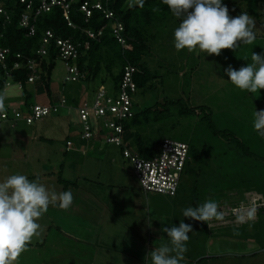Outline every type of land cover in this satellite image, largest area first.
I'll return each mask as SVG.
<instances>
[{
    "label": "rangeland",
    "instance_id": "374dc122",
    "mask_svg": "<svg viewBox=\"0 0 264 264\" xmlns=\"http://www.w3.org/2000/svg\"><path fill=\"white\" fill-rule=\"evenodd\" d=\"M226 5L229 15L236 16L238 7L233 8L228 3ZM251 19L255 33L253 42L239 44L236 49H222L219 55L205 54L198 49L177 51L173 46V25L166 24L164 31L158 28L160 34L150 42V53L147 56L151 72L158 75L155 78L157 88L146 93L138 90L134 95L133 107L138 113L155 101L163 102L164 97L168 101L166 110L163 109L164 105L157 104L158 110L149 112L151 120L144 127L150 141L169 138L193 142L198 149L201 141L202 144L207 143L206 156L210 165L207 170L211 173V180L221 178L226 181L230 175L239 178L248 169L233 162V154H221L232 145H225L224 139L215 136L207 128L206 119L202 118L204 111L210 114V119L218 129L226 127L236 140L246 143L250 151L264 157V137L259 136L251 126L254 108L264 109V89H260V93L241 91L227 81L229 78L224 72V68L229 65L234 69L246 66L249 61L244 58H250L252 51H264V25L258 24L263 19ZM114 72L118 73L119 67ZM114 72L108 73L103 69L101 76L104 77V84L96 87L104 86L111 97L116 95L118 87ZM66 76L65 62L58 56L53 59L49 78L50 93L54 92L57 97L64 96L68 103L61 108L60 113H51L33 124L26 123L23 118L17 121L12 120V117L0 118V140L4 145L2 155H11L13 150L28 152V157L18 159L16 164L18 167L21 165L24 171L30 169V173H35L31 169L33 165L36 166L32 170H36L37 175L30 180L39 178L46 187L56 192L67 189L73 195L71 206L62 209L59 218L50 220L44 215L38 219L41 226L38 235L27 243L14 264H145L148 252L168 242L167 234L161 231L162 226H178L181 220L189 223V218L182 215V209L189 207V204L181 195L172 198L165 194L145 192L132 163L115 145L92 140V144L98 143L104 149L101 154L79 151L87 147L89 142L79 137L82 123L75 107L85 99L91 103L94 92L87 88L94 87V84L86 86L83 82L80 85L81 93L78 94L76 88L79 84L66 80ZM21 91L18 83H13L0 92V97L4 93L19 95ZM45 93L31 89L30 97L21 94L19 99L14 97L17 100L9 103L11 105L8 109L5 108L8 105L0 104V113L2 106L10 113L13 108L23 110L22 105L26 100L32 104L50 102L46 99V95L50 94ZM77 94L79 100L75 103L73 98ZM9 100L6 98V101ZM182 105L190 109L188 114L180 111ZM143 114H140L141 119ZM156 116L160 117L155 121L153 119ZM99 126L103 127V119L99 120ZM135 128L132 124L130 131L134 132ZM103 131L104 134L106 130ZM68 136L77 149L73 147L65 150ZM151 146L153 142L146 145V153L140 156L152 158L160 152V143L155 148ZM2 155L1 180L2 175L6 178V175L16 172L12 168L14 161L3 160L6 158ZM262 167L263 164L259 168ZM257 180L258 188L264 192V177L257 176ZM227 191V197L216 201L223 218L208 221L211 237L203 241L205 236L198 240L193 232L188 233L187 251L182 264H264L263 212L260 215L261 221L251 223L243 233L244 228L235 233L232 231V235L230 231L232 226L238 227L257 219L263 194L253 188L250 190L252 193L247 189L239 192L240 187L227 188ZM234 208H239L241 215L233 214ZM225 227L231 229L221 230ZM218 230L221 232L217 236ZM200 257L202 259L199 260Z\"/></svg>",
    "mask_w": 264,
    "mask_h": 264
},
{
    "label": "trees",
    "instance_id": "16d2710c",
    "mask_svg": "<svg viewBox=\"0 0 264 264\" xmlns=\"http://www.w3.org/2000/svg\"><path fill=\"white\" fill-rule=\"evenodd\" d=\"M82 1L83 0H74L72 3L71 19L76 24L75 27L67 24L64 18L63 8L54 6L50 11L37 17L34 22L35 33L32 35L28 34V29L19 25L20 12L23 5L20 4L18 0L2 1V5H4L9 12V18L6 19L5 15L0 13V45L10 48V52L6 59L7 68L4 69L0 64V92L7 83L18 82L23 83V88L27 91L26 85L33 83H27L29 72L25 61L28 58H32L37 61L40 69L38 80L43 84L46 93L50 94L49 75L52 70L53 59L58 57L59 50L56 40L52 38L50 43L46 46V54L42 55L37 53V50L42 45V39L46 29L53 30L58 38L69 37L76 42H81L77 65L81 72L84 73L85 77L79 82L76 81V83L79 84L76 88L77 90L78 88L81 90L83 82L86 86L94 84V87H92L94 90H92L91 87H88L87 90L91 89L90 92H94L95 94L97 85L104 84V77L101 76V71L105 69L108 73H112L118 67L119 72L116 74L114 72L113 74L115 75L119 87L122 69L126 63H132L137 67V71L134 74L137 91L139 90L146 93L157 88L155 78H157L158 75L151 72L147 62V56L150 53V42L154 40L157 34H160V31L165 30L166 24L171 23L173 28H176L179 24V20L172 15L167 6L162 4L161 0H145L143 7H130V0H109L107 6L124 24L123 35L127 38L128 46L127 48H123L111 31L112 22L107 20L100 10L94 9L91 17L87 20L84 19L83 13L79 10V5ZM222 2L225 5L228 3V6L231 5L233 8L238 7L236 11L237 15H239L240 12H246L250 17L256 18L257 20L262 18L263 21L259 20L258 24L264 25V0H222ZM153 8H156L157 11H152ZM86 28L94 30L103 28V32L98 39H93L89 38L86 32L83 31V29ZM16 53H21L22 57L17 58ZM13 60H21L22 66L18 69L11 70ZM77 93L80 94L79 90ZM78 94L73 98L75 103L79 100ZM28 95L27 93L26 96ZM170 102H172V100ZM157 104L164 105L163 109L166 110L168 101L164 97L163 102L160 103L155 101L150 107L139 113L134 110V115L124 120V127L127 130L126 137L129 140L130 137L132 139L130 143H128L129 149L139 156L146 153L145 147L146 145H150L151 142H153L152 148H155L156 145L160 143L161 149L164 138L162 140L155 139L150 141L147 139V130L145 131L144 127L151 120L150 113L158 110ZM66 106L59 107L58 111L53 113H60L61 108ZM180 111L188 114L190 109L182 105ZM141 113H144L142 119ZM209 116L210 114L204 111L202 118L206 119L207 128L215 136L221 137L222 140L224 139L226 141L225 145L228 144L229 147L232 145L231 148H226L221 154H233V162L238 163V165L243 166V169L248 170L243 171L244 174L239 178H233L230 175L226 181H223L221 178H219L220 180H214L213 178V180H211V173L209 174L207 170L210 167L209 160L206 156L208 148L207 143L203 142L202 144L201 141V145L198 149L193 142H187L189 144V154L184 165L179 188L174 196L169 197L176 198L178 195H181L189 206L192 207H195L197 204H202L206 199L217 201L221 198H225L229 192L227 188L233 189V187H240L241 191L239 192H243L245 189L250 191L253 188L260 191L264 197L263 190L258 188L257 184V176L264 177V157L262 158V156L255 151H250V147L247 146L246 143H240L236 140L237 138L234 134L226 129V127L224 129H218ZM159 117L160 116H156L153 120L156 121ZM132 124L136 127L134 132L130 131ZM66 139L68 140L70 137L68 136ZM96 146H100V144L97 143ZM100 151L102 153L104 149L101 148ZM245 155H248L247 157L249 159H247ZM262 164L263 167L259 168ZM218 169H221V167H218ZM210 190L212 191L211 193L208 192ZM259 208H264V206ZM258 212L261 214L259 210ZM258 219L260 220V216ZM188 221L192 225V232L196 239L200 240L205 236L203 241H206L207 237H211L208 222L196 221L191 218H189ZM228 229L231 228H227V230ZM201 257L199 260L202 259Z\"/></svg>",
    "mask_w": 264,
    "mask_h": 264
},
{
    "label": "clouds",
    "instance_id": "9594fccd",
    "mask_svg": "<svg viewBox=\"0 0 264 264\" xmlns=\"http://www.w3.org/2000/svg\"><path fill=\"white\" fill-rule=\"evenodd\" d=\"M145 0H130L129 6L143 7ZM179 20L173 30V46L179 51L198 49L205 54L219 55L222 49H236L239 44H251L255 38L254 22L246 12L230 16L222 0H161ZM152 11H157L153 8ZM246 66L224 68L233 86L248 93H260L264 89V51L251 52ZM3 97H0L2 104ZM251 126L264 137V109L252 112ZM73 195L70 190L56 192L46 187L39 178L29 180L26 175L13 173L0 181V264H14L25 250L27 243L38 235V219L49 206L67 209ZM182 215L196 221L221 220L217 202L206 199L195 207L182 209ZM168 242L148 252L145 264H182L187 251L188 233L192 225L183 220L177 225L161 227Z\"/></svg>",
    "mask_w": 264,
    "mask_h": 264
},
{
    "label": "built area",
    "instance_id": "2783aa9c",
    "mask_svg": "<svg viewBox=\"0 0 264 264\" xmlns=\"http://www.w3.org/2000/svg\"><path fill=\"white\" fill-rule=\"evenodd\" d=\"M0 0V13L4 14L6 19L9 18V12L2 5ZM23 8L20 12L19 25L28 29V34L35 33V20L43 13L50 11L54 6H60L64 10V18L69 26L75 27V23L71 19V9L74 0H18ZM109 0H83L79 5V10L83 13L84 19L91 17L94 9H98L103 13V16L112 22L111 31L117 41L123 48H127V38L123 35L124 24L118 19L114 12L107 6ZM89 38L98 39L103 32V28L94 30L91 28L83 29ZM54 38L58 46V56L65 62L67 76L66 80L81 81L85 77L77 65L79 56V48L81 42H76L69 37H56L53 30L46 29L42 39V45L37 50L38 54L45 55L47 45ZM10 48L0 45V64L4 69L7 68L6 59ZM17 58H21V53H16ZM29 76L27 83H33L40 76V69L37 61L28 58L26 61ZM22 66L21 60H13V69H18ZM137 67L132 63H126L122 69L117 93L114 97L108 95L107 89L104 86L97 88L94 99L91 101L83 100L76 105L78 119L82 123V129L79 137L87 140L89 143L92 140L109 143L115 145L122 150V155L127 157L132 163L136 177L139 180L141 187L145 192H154L174 196L179 188L180 179L184 169L185 162L189 154V144L185 141H179L169 138H164L161 144L160 152L152 158L140 157L137 153H133L128 146L129 139L126 137L127 130L124 127V120L131 118L134 115V95L137 92V85L134 80V74ZM21 88V95L25 96L26 91L23 88V83L18 82ZM67 100L63 96L58 102L54 103H34L20 110L19 108L12 109V119L17 121L23 118L26 123L32 124L48 116L49 114L58 111L59 107L66 106ZM1 118L9 117L6 111L1 112ZM103 119V127L99 126V120ZM106 132L103 134V130ZM67 149L74 147V141L68 139L66 141ZM75 148V147H74ZM80 150V149H79ZM83 152H86L82 149ZM249 193V192H248ZM250 193H252L250 191ZM257 199V198H256ZM259 206H264V197H261ZM233 214L241 215L239 208L232 210ZM226 218V215H224Z\"/></svg>",
    "mask_w": 264,
    "mask_h": 264
},
{
    "label": "crops",
    "instance_id": "0c3cea01",
    "mask_svg": "<svg viewBox=\"0 0 264 264\" xmlns=\"http://www.w3.org/2000/svg\"><path fill=\"white\" fill-rule=\"evenodd\" d=\"M11 84H13V83H7L6 84V86H9V85H11ZM6 86L3 88V90L2 91H5V89H6ZM27 86V93L29 94L30 93V90L31 89H33L34 91H36V92H40V91H43V92H46L45 91V89H44V86H43V84L42 83H40V81L37 79V80H35V82H33V84H27L26 85ZM78 90H79V93H81V90L78 88ZM77 90V91H78ZM20 95V94H19ZM19 95L18 94H16V95H6V93H4V95L2 94L1 95V97H3V101H2V105L4 104V105H8V106H5V108L6 109H8V107L11 105V104H9V103H14L17 99H14V97L16 98H20L19 97ZM45 95H46V93H45ZM47 97H46V99H47V101L48 100H50V102L51 103H54V102H57L58 101V99L60 98V97H62V96H54V92H53V94L52 93H50V95L48 96V95H46ZM54 96V97H53ZM25 97H26V95H25ZM27 97H30L29 95L27 96ZM64 97V96H63ZM6 98H8V99H10L9 101H6ZM49 98V99H48ZM56 98H58L57 100H55ZM6 103V104H5ZM29 103H31L29 100H26V101H24V103H23V108L24 109H26L28 106H29ZM36 103V102H35ZM38 103H43V104H47V103H49V102H38ZM32 104V103H31ZM3 105V106H4ZM3 106L1 107V112H3V111H6V112H8L5 108H3ZM23 109V110H24ZM9 113V116L10 117H7V118H11L12 117V112L10 113V111L8 112ZM1 114V113H0ZM0 118H1V116H0ZM7 118H1V119H7ZM13 120V119H12ZM1 123H2V121H1ZM34 139V138H33ZM32 139V140H33ZM19 143H20V145H23V143L22 142H20L19 141ZM97 144H92L91 142L89 143V145L87 146V147H82V148H80V150H82V149H84L86 152V154L87 153H89L90 151H93V152H97V153H99V154H101V145L100 146H97L96 147V149H95V146H96ZM4 145L2 144V140H0V156L2 155V150H4V148H2ZM75 149H77V148H75ZM66 151L67 150H69V149H65ZM79 150V151H80ZM28 152H16V150H13L12 151V154L10 155L9 153H7V154H3L2 156H4V158H6V159H3V160H7V161H14L13 163V166H12V168H15V170H16V172H13V173H21V174H24V175H26V177L30 180V179H32V177L33 176H36L37 174H36V170H32L34 167H36L35 165H33V168L31 169V171H34L35 173H33V172H31L30 173V169H29V171H24V169H21V165H20V167H18L19 165L18 164H16L17 163V161H18V159H22V160H24V159H26L27 157H28ZM3 158V157H2ZM21 160V161H22ZM23 162V161H22ZM60 166H63V165H61V163H60ZM43 167V166H42ZM11 168V169H12ZM70 169L72 168V164L70 165V167H69ZM44 170H46L45 168H43ZM53 168H50V170H52ZM28 172V173H27ZM1 174H2V172H0ZM45 173H47L48 175H50L49 174V172L46 170V172ZM6 175V174H5ZM6 176H9V175H6ZM2 179H5V176L4 175H2ZM33 179H35V178H33ZM0 181H2L1 180V177H0ZM46 186V185H45ZM84 188V187H83ZM85 189H86V187H85ZM67 190V189H66ZM259 211L262 213H264V208L263 209H260L259 208ZM60 214H62V209L61 208H59L58 207V202H57V206H52V205H50L49 206V209H48V211L46 212V213H44L42 216H47V218H50V220H53V218H59V215ZM261 214L259 213V216H260ZM259 216L257 217V219L256 220H254V221H247V222H245V223H242L240 226H238V227H235V226H232L231 228H232V230H230L231 231V235H232V231L235 233V231H239L240 229H245V227H248L251 223H259L260 221H261V218H260V220L258 219L259 218ZM249 228V227H248ZM227 228L225 227V228H222L221 230H226ZM243 229V230H244ZM221 231L220 230H218L217 232H216V234H217V236L219 235L218 233H220ZM242 233H243V231H242Z\"/></svg>",
    "mask_w": 264,
    "mask_h": 264
}]
</instances>
